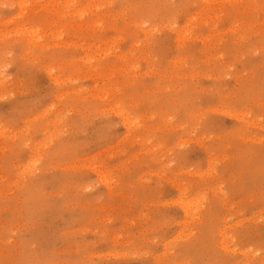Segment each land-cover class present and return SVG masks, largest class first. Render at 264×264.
<instances>
[{
    "label": "rangeland",
    "instance_id": "obj_1",
    "mask_svg": "<svg viewBox=\"0 0 264 264\" xmlns=\"http://www.w3.org/2000/svg\"><path fill=\"white\" fill-rule=\"evenodd\" d=\"M0 264H264V0H0Z\"/></svg>",
    "mask_w": 264,
    "mask_h": 264
}]
</instances>
